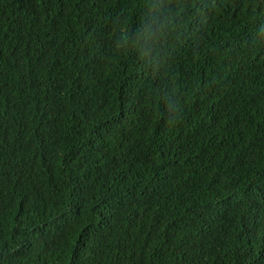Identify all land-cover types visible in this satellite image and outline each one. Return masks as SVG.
Listing matches in <instances>:
<instances>
[{"label": "trees", "instance_id": "trees-1", "mask_svg": "<svg viewBox=\"0 0 264 264\" xmlns=\"http://www.w3.org/2000/svg\"><path fill=\"white\" fill-rule=\"evenodd\" d=\"M0 264H264V0H0Z\"/></svg>", "mask_w": 264, "mask_h": 264}, {"label": "snow or ice", "instance_id": "snow-or-ice-1", "mask_svg": "<svg viewBox=\"0 0 264 264\" xmlns=\"http://www.w3.org/2000/svg\"><path fill=\"white\" fill-rule=\"evenodd\" d=\"M73 261L75 262V253H73Z\"/></svg>", "mask_w": 264, "mask_h": 264}]
</instances>
